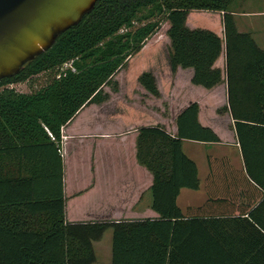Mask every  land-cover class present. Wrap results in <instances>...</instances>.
<instances>
[{"label":"trees","instance_id":"obj_1","mask_svg":"<svg viewBox=\"0 0 264 264\" xmlns=\"http://www.w3.org/2000/svg\"><path fill=\"white\" fill-rule=\"evenodd\" d=\"M235 0H97L79 23L18 73L0 79V264H92V241L112 230L111 264H264V52L236 30ZM192 11L222 13L227 108L244 163L245 178L262 198L248 218H218L217 198L182 214L181 189L197 190V167L182 141L219 143L198 122L192 103L176 117V135L160 126L137 131L136 160L153 177L156 219L68 224L63 196L62 128L85 106L108 99L104 87L167 22L172 73L192 69L191 84L210 90L222 82L214 67L222 41L205 29H189ZM47 74L31 93L12 86ZM138 83L158 98L155 77ZM116 84V83H114ZM117 91V87L113 92ZM210 175L217 164L207 158ZM251 181V182H250ZM211 180L209 181V184Z\"/></svg>","mask_w":264,"mask_h":264},{"label":"crops","instance_id":"obj_2","mask_svg":"<svg viewBox=\"0 0 264 264\" xmlns=\"http://www.w3.org/2000/svg\"><path fill=\"white\" fill-rule=\"evenodd\" d=\"M237 1L241 0H235ZM235 5L237 4H233L231 13L237 32L249 34L256 46L264 52L262 42L260 44L255 38L256 30L262 29L252 26L259 18V21H264V10L254 13L237 12L238 5ZM213 13H217L218 18L222 19V13ZM188 16L186 26L193 30ZM225 64L223 51L214 63V67L221 71L222 82L210 90L205 89L201 98L185 99L187 89H192V86L204 88L191 84L192 69L177 68L170 79L166 109L161 104L163 94L157 81L158 98L141 86L140 92L130 90V94L125 96L122 87L118 86V92L104 91L109 96L106 101L83 107L63 127V147L65 151L66 146H69L67 152L70 158L65 160L64 154L62 156L66 223L156 219L158 215L152 210V174L136 160L137 131L142 127L160 126L167 134L175 136L176 117L192 103L198 105L199 124L211 129L220 142L182 141L183 153L197 167L199 185L197 190L181 189L177 206L182 214L188 208H201L208 200L206 189L209 187L217 198L211 211H215L218 218H248V213L263 196L245 178L243 158L229 110L220 112L228 107ZM181 75L186 77L182 78ZM220 126L222 130L219 131ZM258 156V159L264 160V153ZM209 157L225 159L227 162L217 164L215 173L210 175ZM68 167L74 176L69 193L66 184ZM103 236L98 241L91 242L94 254L92 264H111L112 230L109 250L99 248L97 253L94 246Z\"/></svg>","mask_w":264,"mask_h":264},{"label":"rangeland","instance_id":"obj_3","mask_svg":"<svg viewBox=\"0 0 264 264\" xmlns=\"http://www.w3.org/2000/svg\"><path fill=\"white\" fill-rule=\"evenodd\" d=\"M235 7L237 12H251L254 13L258 10H264V2L263 0H241L235 2ZM249 19V18H248ZM261 18H259L260 20ZM189 24L191 28L194 29H205L209 30L220 37L222 41V52H225V44L223 38V30H222V22L221 19L218 18L217 13L213 12H205V11H192L189 13L188 16ZM257 21L256 24H253V27H258L256 30L255 38L258 39L259 43L263 44L264 47V21ZM169 24L167 22H161L157 31L146 40L145 44L143 45L142 49L132 56L126 63V65L119 70L116 75L113 77L111 83L107 85L104 91H113L118 86L122 87V92L125 96L130 94V90L134 92H140V85L138 83V77L144 72H151L154 77L155 81L159 84V89L163 94L161 98V104L163 108L168 107V89L170 79L174 76V73L171 72L169 66V58L171 54V46L170 41L167 37V29ZM252 27V28H253ZM254 29V28H253ZM261 41V42H260ZM182 78L186 77V75H181ZM49 75L41 74L38 75L28 82L18 83L13 85L12 87L20 93H31L37 91L41 87L45 86ZM186 82V81H185ZM116 83V84H114ZM120 84V85H119ZM189 84V83H188ZM188 86V85H187ZM118 92V89L117 91ZM205 89H199L192 86V89H187L185 99H198L204 96ZM211 99V97H210ZM209 102V101H208ZM175 110V107H174ZM222 130V126L219 127V131ZM222 135V133L220 132ZM223 136V135H222ZM69 146H66L64 151L65 160H70L67 151H69ZM186 148V147H185ZM73 174L70 172V167L67 169L66 175V184H67V191L68 193L71 191L70 188L72 187L74 180ZM73 213V212H72ZM74 214V213H73ZM77 215V212L75 213ZM80 215V214H78ZM68 216H70V210L68 209ZM110 242H111V230L106 231L102 240L99 243H96L95 249L98 253V249H110Z\"/></svg>","mask_w":264,"mask_h":264},{"label":"water","instance_id":"obj_4","mask_svg":"<svg viewBox=\"0 0 264 264\" xmlns=\"http://www.w3.org/2000/svg\"><path fill=\"white\" fill-rule=\"evenodd\" d=\"M97 0H0V79L11 77L80 22Z\"/></svg>","mask_w":264,"mask_h":264},{"label":"built area","instance_id":"obj_5","mask_svg":"<svg viewBox=\"0 0 264 264\" xmlns=\"http://www.w3.org/2000/svg\"><path fill=\"white\" fill-rule=\"evenodd\" d=\"M64 140H65V137L63 135H61V147L59 150V153L61 154V156H63V154H64V147H63L64 146Z\"/></svg>","mask_w":264,"mask_h":264}]
</instances>
